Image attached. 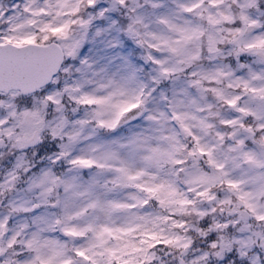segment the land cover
I'll list each match as a JSON object with an SVG mask.
<instances>
[{
	"label": "snow or ice",
	"instance_id": "snow-or-ice-1",
	"mask_svg": "<svg viewBox=\"0 0 264 264\" xmlns=\"http://www.w3.org/2000/svg\"><path fill=\"white\" fill-rule=\"evenodd\" d=\"M0 264H264V0H0Z\"/></svg>",
	"mask_w": 264,
	"mask_h": 264
}]
</instances>
